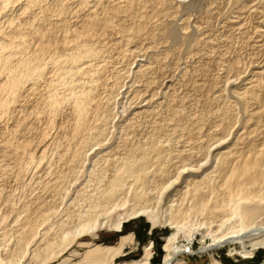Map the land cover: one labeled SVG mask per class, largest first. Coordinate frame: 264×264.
<instances>
[{
    "label": "rangeland",
    "instance_id": "374dc122",
    "mask_svg": "<svg viewBox=\"0 0 264 264\" xmlns=\"http://www.w3.org/2000/svg\"><path fill=\"white\" fill-rule=\"evenodd\" d=\"M0 58L4 264H27L38 239L55 234L58 242L60 218H72L103 191L111 216L155 205L162 184L184 166L200 172L207 157L210 175L190 172L179 181L190 192L171 193L182 192L192 225L216 213L196 209L188 197L212 207L226 197L237 167L241 181L256 180L264 195V0H0ZM10 76L23 80L19 88ZM249 161L256 168L245 172ZM125 223L123 233L99 231L98 242L108 245L132 234L116 262L140 260L152 242L151 262L163 264L172 227L152 226L145 215ZM204 230L179 237L192 252H180L178 264H264V248L242 253L252 240L200 251L212 241ZM76 239L47 264L81 259L87 245ZM79 239L94 242L89 234Z\"/></svg>",
    "mask_w": 264,
    "mask_h": 264
},
{
    "label": "bare ground",
    "instance_id": "6f19581e",
    "mask_svg": "<svg viewBox=\"0 0 264 264\" xmlns=\"http://www.w3.org/2000/svg\"><path fill=\"white\" fill-rule=\"evenodd\" d=\"M0 59H2V58H0ZM29 68H31V67H29ZM14 73H16V72H14ZM33 73H35V72H33ZM21 75L19 77H21ZM10 77L12 78L13 76H10ZM14 77H13L14 79H11V82H10V80H8V84L9 85L14 84L13 87H16V88H17V85H18V88H19V86H20L19 84H21V81H23V80L19 81V79H17L18 77L17 78H16V76H14ZM30 77H29V79H30ZM15 79H17L20 83L15 85V83L17 81ZM27 80L28 79H26V81ZM10 88H11V86H10ZM16 96H17V94L15 95V97ZM0 99H2V98H0ZM13 101H14V99H13ZM16 101H17V99H16ZM85 103L86 102H84V104ZM54 105H57V104H55V102H54L53 107H55ZM79 106L80 105H78V107ZM78 107H77V109H78ZM86 107H88V106H86ZM77 112L80 113V111H78V110H77ZM82 112H85V111H82ZM80 115H79V118H78L79 120H80ZM82 116L83 115H81V117ZM85 116H84V118H85ZM81 120H82V118H81ZM84 122H85V120H84ZM82 126H84V125L82 124ZM74 135H76V134L74 133ZM222 141L224 142V140H220L219 143H221ZM96 144H98V143H96ZM92 147L93 146H90L91 152L94 151ZM214 147L215 148L219 147V144H218V146L215 145ZM222 151H224V150H222ZM97 153H100V152H97ZM222 153L225 155V151L222 152ZM79 155H81V154H79ZM93 158L94 157H92V159ZM106 158H107V156H106ZM206 159H207L208 164H209L210 163L209 162L210 161L209 157H207ZM100 162H101V160H100ZM205 162H206V160H205ZM205 162L200 163L201 165L199 164L198 165L199 167L197 166L198 170L199 169L201 170L200 172L194 171V170L190 169L187 166H184V167L180 166L182 168L181 169L179 168L180 169L179 172H178V169L176 171V172H178L177 173L178 175L176 177H174L172 180H170L169 182L167 181L168 182V183L166 182L167 184L166 183H164V185L162 184L161 189H160L161 193L160 194L157 193V195L155 196L156 197L155 198V201H156L155 205L149 204V203H144V204H139L137 206H135L133 204V206H132L130 204L131 206L130 207L129 206L126 207L124 209V211H122L120 214H116L114 216H111V214H110L111 212L110 211L112 209H114V207H113V205L111 203H109V202H111L110 201V197L108 196L109 192L106 193V192L103 191L100 194V196L95 197L96 199L92 200L91 204H87L86 206H84V207H82L80 209L78 208V210H76L77 212L75 211L76 213L73 214L72 218H68L69 216L67 218H63V219L60 218V220L57 222V224L59 225L58 230H60V231H58L59 238H60V239L58 238L59 239L58 242L53 240L54 238L56 239V235L55 234L49 240L46 239L47 237L44 238V239H46L45 241H43L42 239H38L37 242H35V244H36L35 247L36 248L34 247L31 250V257L30 256H29L30 258L28 257L29 260L27 261V264H31L29 262H32L33 264H47L48 262L52 261L56 256L60 255L64 251V249L69 244V241L72 242L76 238L78 239L80 244H82L84 246L87 245V248H86L85 252L83 253L81 259H79L78 261L76 259V262H68L67 264H151L152 263L151 262L152 261L151 260V255H152V248H153L152 247V242L145 247L144 254H143V256H142V258L140 260H136V261H132V262H116L117 261L116 258L121 253H123L125 251V249L128 246H130V244L133 242L132 241L133 237H132L131 233L122 234V236L119 239V242L116 245L100 244L98 242V241H101V238L99 237V231L100 230H104V229L107 230L108 229V230H114V231H119V232L123 233L124 232V225L126 224L125 222H127V220H130L131 218L139 216V215H145L148 218V220L153 224L152 226H155L157 223H159V224L163 223L164 225L168 224V225H170V227H172V231L173 232L171 233L170 236H168L166 238V241H165V244H164V248H163V250L165 252L164 257H163V264H178L179 253L183 252V251H185V252L187 251L188 252L190 250L189 246L180 245L179 244V237L182 235V236H185L187 238H192V236L197 231H200L203 228H205V230L203 231L204 232L203 235L212 236V238H211L212 241L210 243H205L202 246L200 251H203L202 249H204V250L215 249L217 246L224 245L226 243L227 244L228 243H242V242H245L246 240L247 241L252 240V243H253L252 246L253 247L251 248V251L250 250L247 251L246 249H245L246 251H242L244 256H246V257H249L250 255L252 256L253 255V251H255L256 249H259V248H264V221H263V223L260 221L262 224L257 225L256 221H254V219H253L254 217H257V215H259V214H261V215L263 214L264 215V203H263L264 202V197H262L264 195L258 194L257 191H255L254 187L256 188V185H254V183L257 182L256 180H254L255 182L253 180L247 181V182H242L241 181L242 172H240L239 167L236 166L238 168V169L235 170L236 171V178H235L236 180H235L234 183L229 184L228 192H226L227 193L226 197L224 199H220L219 202L216 203V204H213L212 207L207 205V203H208V202H206L207 200L206 201L199 200L196 195H195L196 198H194V194L190 193L191 195L188 198L190 200L193 199V202H192L191 206L196 207V209L199 208V209H202V210L204 208H208L209 210H210V208H213L216 214H215V216H212V217H214V219L210 218L211 221L206 222V221L202 220L201 223L197 222L198 224H200L199 226H197L198 224L197 225L195 224L196 226H194V224L192 225V223L189 222L190 218H189V214H188L189 213L188 212L189 208L187 206L188 204H186L187 207L182 205L183 202H184V199H185V198L183 199L182 195H187L190 191H189V189L188 190L186 189L187 191L185 192V188L184 187H186V186H184V185H183L184 187L181 188V185H180L181 181L180 180H184V179H188V178L190 179V176H188L190 174V172L201 174V172L204 171L203 172L204 176L210 175L211 172H209V170L208 171L205 170L207 168L205 166V164H207V162L206 163ZM244 165H246V166H243V167H245L243 170L246 172L249 168L250 169L256 168V166H255L256 165V161H252L251 164H250V161H249V163H246ZM93 167L91 166V168H93ZM116 171H114V172H116ZM186 172H187V174H185ZM86 178H89V177H86ZM197 180H198L197 178H192V180H190V181H197ZM105 181H107V180H105ZM82 182H84V181H82ZM192 183L193 182H191L190 184H192ZM249 183H251V184H249ZM227 184H228V182H227ZM114 188H115V186H114ZM195 188H196V186H195ZM110 190H111V188H110ZM151 190H153V188ZM173 190L174 191L175 190L176 191H182V192H185V193L181 195L182 198L179 195L180 192L179 193L177 192L178 195L176 197H172L171 193L173 192ZM105 191H107V190H105ZM154 191H155V188H154ZM192 191L194 192V190H192ZM213 192H214V190H213ZM103 195H105V197ZM120 195H122V194H120ZM126 195H127V193H126ZM126 195H125V197H126ZM170 196H171V198H170ZM71 197H73V196H71ZM153 197H154V195L150 194V198L153 199ZM202 198L203 197H201V199ZM103 199L107 200V201L109 200L108 203H109L110 206L105 205L106 203H103V201H104ZM123 199H125V201H126V198H123ZM242 200L245 203H241ZM72 201H73V199L70 200L69 203L72 202ZM80 201H82V200H80ZM116 201H118V200H116ZM194 201H195V203H194ZM119 202L121 203V201H119ZM120 203H118V204H120ZM74 204H76V203H74ZM121 204H124V203L122 202ZM157 204L160 206L161 209L158 207ZM120 205H118V206L120 207ZM106 206H108V207H106ZM209 212H211V211H209ZM65 215H63V217H65ZM259 216L257 218H259ZM233 217H236L237 219H239V222L238 223H236V221L232 222L231 220H232ZM72 221H73V224L70 223ZM190 221H192V219ZM65 224H67V226H64ZM54 231H55V229H54ZM48 232H49V230H48ZM56 233H57V231H56ZM84 234L91 235L94 242H91V244H90V241H84V240L79 239ZM61 235H63V239H65L66 236L70 237V240H68V241L66 240L68 243H66V244L64 243V240L61 239ZM42 250L44 251L42 256L40 257V255H39L38 257H40V259L36 260L35 253L38 254V252H42ZM190 252H192V251L190 250ZM33 260H34V262H33ZM0 264H4L3 259H0Z\"/></svg>",
    "mask_w": 264,
    "mask_h": 264
},
{
    "label": "trees",
    "instance_id": "16d2710c",
    "mask_svg": "<svg viewBox=\"0 0 264 264\" xmlns=\"http://www.w3.org/2000/svg\"><path fill=\"white\" fill-rule=\"evenodd\" d=\"M124 228H125V225H124Z\"/></svg>",
    "mask_w": 264,
    "mask_h": 264
}]
</instances>
